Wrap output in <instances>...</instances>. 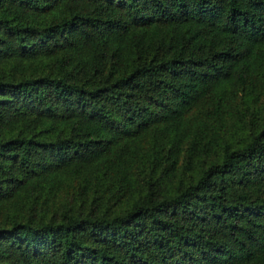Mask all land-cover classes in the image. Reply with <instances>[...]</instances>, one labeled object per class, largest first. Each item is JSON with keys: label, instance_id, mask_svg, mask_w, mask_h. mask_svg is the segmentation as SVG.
Here are the masks:
<instances>
[{"label": "trees", "instance_id": "obj_1", "mask_svg": "<svg viewBox=\"0 0 264 264\" xmlns=\"http://www.w3.org/2000/svg\"><path fill=\"white\" fill-rule=\"evenodd\" d=\"M0 264H264V0H0Z\"/></svg>", "mask_w": 264, "mask_h": 264}]
</instances>
